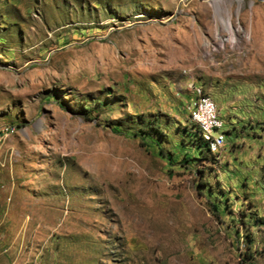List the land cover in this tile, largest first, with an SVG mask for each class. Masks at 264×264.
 <instances>
[{
  "label": "rangeland",
  "instance_id": "rangeland-1",
  "mask_svg": "<svg viewBox=\"0 0 264 264\" xmlns=\"http://www.w3.org/2000/svg\"><path fill=\"white\" fill-rule=\"evenodd\" d=\"M4 128L0 264H264V0H0Z\"/></svg>",
  "mask_w": 264,
  "mask_h": 264
},
{
  "label": "bare ground",
  "instance_id": "bare-ground-1",
  "mask_svg": "<svg viewBox=\"0 0 264 264\" xmlns=\"http://www.w3.org/2000/svg\"><path fill=\"white\" fill-rule=\"evenodd\" d=\"M194 89L197 99L193 101L195 108L191 109L192 121L203 130L204 136L208 140L211 150L217 151L220 148H218V141L215 138V134L225 137L221 132L216 133L217 129L223 127V121L219 115L218 107L215 101L210 96L206 95L202 87H196ZM211 103L212 106L208 107ZM205 113H207V121L203 118ZM207 122H209V127L207 126Z\"/></svg>",
  "mask_w": 264,
  "mask_h": 264
},
{
  "label": "built area",
  "instance_id": "built-area-1",
  "mask_svg": "<svg viewBox=\"0 0 264 264\" xmlns=\"http://www.w3.org/2000/svg\"><path fill=\"white\" fill-rule=\"evenodd\" d=\"M209 106H212V103H211V105H208V107ZM194 108H195L194 107V103H189L188 109L191 110V109H194ZM203 118H204L205 121H207V113H205ZM207 126L209 127V122H207ZM11 131H12V129H5L4 128V129L0 130V133H9ZM215 138L218 141V148H223L225 146V143H226L225 137H222L220 135H216L215 134Z\"/></svg>",
  "mask_w": 264,
  "mask_h": 264
},
{
  "label": "trees",
  "instance_id": "trees-1",
  "mask_svg": "<svg viewBox=\"0 0 264 264\" xmlns=\"http://www.w3.org/2000/svg\"><path fill=\"white\" fill-rule=\"evenodd\" d=\"M195 126L198 128V129L197 128H195V129L201 135L202 142L206 145L207 149L212 152V150H211V148L209 146V142H208V140L204 136L203 130L197 124H195Z\"/></svg>",
  "mask_w": 264,
  "mask_h": 264
}]
</instances>
